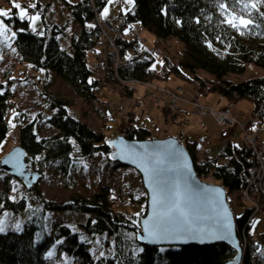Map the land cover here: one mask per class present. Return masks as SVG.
Returning <instances> with one entry per match:
<instances>
[{"label":"trees","instance_id":"obj_1","mask_svg":"<svg viewBox=\"0 0 264 264\" xmlns=\"http://www.w3.org/2000/svg\"><path fill=\"white\" fill-rule=\"evenodd\" d=\"M2 1L8 3L9 0ZM62 1L81 29L78 39L71 40V53L59 46L56 34L61 31L58 25L47 24L44 20L45 12L51 8L49 2L37 4L32 10L42 13L43 35L31 28L27 17L20 19L13 6L10 18H1L13 27L16 51L33 69L52 71L68 82L83 99L92 101L99 88V79L88 66L86 54L94 49L93 39L97 38L98 30L91 28L89 21L110 0ZM244 2H255L257 8L243 9L236 0H132L131 8L124 14L125 22L138 24L152 32L156 41L176 38L184 44L183 57L186 60L175 62L163 55L160 71H155L152 65L156 48H148L133 38L125 39L118 42L123 63L117 68L110 64L104 85L122 87L123 97L129 98L134 89L120 81L145 84L176 80L189 86L197 98L213 94L233 104L247 100L253 106L249 126H258L259 129L264 124V76L243 82L226 79L229 74H242L246 64L264 69V3L259 0ZM221 4L226 5V9H222ZM229 14L244 16L251 23L246 28H233L226 22ZM11 99L10 91L0 93V143L8 134L13 107ZM68 106L69 102L61 98L50 104L54 114L48 118V123L59 134L53 138H39L35 122L19 127L18 144L26 153L25 162L31 171L38 164L50 160L57 172L64 175L76 161L89 159L95 154L108 157L111 154L112 147L106 143L103 133L95 132L70 117ZM17 116L15 113L13 118L17 119ZM123 137L132 141L153 139L150 130L135 126L134 120L126 125ZM179 142L190 155L201 181L211 174L226 195L238 193L245 186L255 162L252 150L228 142L218 153L211 154L200 150L197 140ZM113 206L110 193L105 188L94 194L91 200L75 199L64 204L49 203L38 197L33 208H28L24 199L15 201L9 198L8 193L0 191V214L3 211L23 213L21 231L0 232V264H56L47 257V252L60 240L65 241L61 250L79 264H163V260L169 264H224L235 256L233 249L223 243L181 247L141 245L136 239L137 228ZM48 211L81 213L87 216V220L80 230L74 232L68 225H56L48 232L44 224ZM242 212L239 217L234 216L239 242L241 232L249 241L241 264H264V233L258 235L262 241L259 251L253 237L248 235L251 209L245 208ZM144 215L145 209L139 213L141 217ZM96 237L102 251L94 260L90 248Z\"/></svg>","mask_w":264,"mask_h":264},{"label":"rangeland","instance_id":"obj_2","mask_svg":"<svg viewBox=\"0 0 264 264\" xmlns=\"http://www.w3.org/2000/svg\"><path fill=\"white\" fill-rule=\"evenodd\" d=\"M9 1L7 3L0 0V9L8 10L10 13L13 0L10 3ZM38 1L15 0V3H19L27 9V18L31 28L39 35H43L45 28L41 18L42 13L32 11L35 7H31L33 4L37 5ZM46 1L48 0H42V3ZM71 1L76 2L78 0ZM49 3L51 8L45 12L44 20L47 24L58 25L61 31L56 34L59 46L71 53V40L73 38L78 39L81 29L69 14L63 1L53 0L52 2L51 0ZM131 6L132 2L129 3L128 0L123 2L110 0L106 7L98 13L97 18L102 24L119 19ZM105 9L108 10L106 16L104 15ZM16 10L19 15V10ZM34 16L38 19L33 23L31 17ZM0 19L2 18L0 17ZM5 25L7 31L0 35V93L7 90L11 92L13 107L8 134L0 143V160L19 146L18 130L26 123L35 122L39 138H53L59 135L58 131L48 123V118L54 114L50 110V104L58 98L69 102L67 112L70 117L76 118L95 132H102L106 143L123 135L126 125L134 120L135 126L150 130L153 139L175 138L183 143L184 139L181 138L185 137L189 141L197 140L200 150H209L215 154L221 150L229 138L233 139L237 146L244 145L243 131L246 127L255 134L258 154L264 158V124L259 127V131L257 126H249V114L253 108L251 102L241 100L233 104L223 99L214 101L217 96L213 94L197 98L189 86H185L176 80L170 85L159 81H150L145 84H139L135 81H120L128 88L134 89L131 91L133 94L131 97H123L122 87L104 85L106 69L108 70L110 64L117 68L122 62L119 52L116 54L105 43L107 37L104 35L101 38H96L94 49L87 51L86 54L88 66L93 70L95 77L99 79V88L95 92L94 99L96 100H85L75 92L68 82L56 76L52 71L33 69L28 61L16 51L13 27L6 23ZM89 26L91 25L89 24ZM134 26L138 27L137 35L143 39L142 44L148 48L153 46L156 48L155 62L152 65L155 71H160L163 55H167L175 62L186 60L183 57L184 44L176 38L171 37L164 41H156L152 32L137 24ZM200 76L204 77L202 73ZM262 76H264L263 68L254 64H246L242 74H229L226 79L232 82H243L250 78ZM165 90H169L179 97L169 95ZM175 101H178L177 106L183 103L191 107V117L189 116L185 121H179L176 118L179 110L172 111L169 108ZM196 104H202L205 107H199L196 112ZM221 108L232 109L238 123L230 126L219 125L215 118ZM144 109H147L148 113L142 116ZM213 111H215L214 117L212 116ZM15 113L18 114L17 119L13 118ZM140 116L141 118H139ZM22 118L23 120H21ZM204 122L207 128H205ZM93 157L76 161L69 172L64 175L57 172L55 165L50 160L38 164L33 172H38L41 178L35 188H27L20 180L10 177L0 170V191L8 193L9 198L15 201L24 199L26 206L33 208L37 205L38 197L49 203L64 204L75 199L91 200L94 194L105 188L110 193V200L114 203L113 207L123 213L132 226L139 229V220L144 216L141 217L137 214L144 209L146 212V192L142 186L140 175L132 168L120 167L103 154H95ZM201 182L221 187L211 174L203 178ZM259 185L264 191V186ZM131 197H133V201H130ZM226 201L233 217H239L245 208L251 209L252 222L248 235L253 237L255 243L257 240L259 241L258 235L264 233V195L262 193L260 195L246 194L245 191H239L238 193L227 194ZM22 216V212L3 211L0 214V227L4 229L2 232L21 231ZM44 220L48 232H51L56 225H68L74 232L80 230L81 226L86 223L87 216L72 211H48L45 213ZM241 234L243 238V232ZM245 239L247 244L249 241L246 237ZM92 242L90 252L95 260L102 250L99 247L100 241L97 240V237ZM64 244V240L57 242L47 252V257L56 264H79L61 250V246ZM163 264L169 263L167 260H163Z\"/></svg>","mask_w":264,"mask_h":264},{"label":"water","instance_id":"obj_3","mask_svg":"<svg viewBox=\"0 0 264 264\" xmlns=\"http://www.w3.org/2000/svg\"><path fill=\"white\" fill-rule=\"evenodd\" d=\"M108 144L112 147L110 158L121 167L134 169L140 175L146 192V212L139 220V229L136 231L139 244L152 247H181L223 243L235 252V256L224 264H241L242 251L224 188L200 181L190 155L178 140L166 138L132 141L119 136ZM25 157L26 153L20 146L14 148L0 160V170L20 180L27 188H35L41 175L28 169ZM152 169L158 171V178L165 187L173 191L178 189L184 195L193 226L200 230L196 238L184 237L154 243L146 237L144 222L150 220L153 215ZM226 225H230V228Z\"/></svg>","mask_w":264,"mask_h":264},{"label":"snow or ice","instance_id":"obj_4","mask_svg":"<svg viewBox=\"0 0 264 264\" xmlns=\"http://www.w3.org/2000/svg\"><path fill=\"white\" fill-rule=\"evenodd\" d=\"M129 3L132 0H128ZM237 3L242 5L243 9H256L257 3H246L244 0H236ZM260 3H264V0H259ZM13 7L19 10L20 19H24L28 16V11L22 7L19 3H15L13 0ZM36 7V5H31ZM222 9H226V5L221 4ZM107 9H105L104 15H107ZM0 17L10 18L8 10L0 9ZM34 23L38 17H31ZM226 22L233 28L247 27L251 21L245 19L244 16H236L229 14V18ZM91 27V26H90ZM7 31V26L3 19H0V35H3ZM147 171V169H146ZM153 178V215L150 220L144 222V232L146 237L152 242H160L167 240H178L184 237L196 238L200 233L199 229H195L193 226V220L191 213L186 208V200L184 195L177 190H169L165 187L158 178V171L152 169ZM139 215V214H137ZM230 228V225H226ZM4 231L3 227H0V232ZM222 238V237H215ZM163 251V249H161ZM51 255V253H49Z\"/></svg>","mask_w":264,"mask_h":264},{"label":"built area","instance_id":"obj_5","mask_svg":"<svg viewBox=\"0 0 264 264\" xmlns=\"http://www.w3.org/2000/svg\"><path fill=\"white\" fill-rule=\"evenodd\" d=\"M123 1V0H120ZM124 16L120 17L119 19H114L113 21L104 22V24L99 21L97 16H93V18L90 20L91 25L98 30V37H107V41L105 43L108 45V47L112 48L115 53L117 54L120 50V46L118 45V42L125 40V39H137L140 43H142L143 39L138 37V27L130 24L124 25ZM106 27V28H105ZM93 42L96 43V38L93 39ZM120 56V52H119ZM121 58V56H120ZM121 64L123 63V58H121ZM120 64V65H121ZM167 94L172 96H177L176 94L171 93L169 90H165ZM96 100V99H94ZM178 101H175L172 106L169 108L172 111H177L178 106L176 104ZM195 111L199 109V107H205L202 104H196ZM207 106V105H206ZM207 114V113H206ZM215 111H213L212 116L214 117ZM215 120L219 123V125L222 126H230L234 125L235 123H238L235 120V117L232 113V109L230 108H221L216 115ZM244 125V124H242ZM204 127V125H202ZM255 134L252 133L248 128L245 127V130L243 131V137H244V146L249 148L253 151L255 162L253 167L250 169V176L246 181L245 186L242 188L240 192L245 191L246 194L254 193L255 195H260L261 193L264 195L263 188L259 185L262 184L264 186V161L263 157L258 154V150L256 147L255 142ZM260 153V152H259ZM263 158V159H262ZM242 236V234H241ZM242 241V247H243V253H245L247 244L245 237H241ZM257 244H261V241L257 240Z\"/></svg>","mask_w":264,"mask_h":264},{"label":"crops","instance_id":"obj_6","mask_svg":"<svg viewBox=\"0 0 264 264\" xmlns=\"http://www.w3.org/2000/svg\"><path fill=\"white\" fill-rule=\"evenodd\" d=\"M49 1H51V0H48V1H46L45 3H42V0H39L38 1V3L37 4H40V5H45V4H47ZM62 1V0H61ZM68 1V0H67ZM70 2H73V1H71V0H69ZM52 2H53V0H52ZM51 7V6H50ZM172 82L173 81H169V82H166V85H170V84H172ZM218 98L217 97H215L214 98V101H216ZM178 113L176 114L177 116H176V118L177 119H179V121L181 120V121H185V120H187V118L190 116L191 117V107H188V105H186V104H183V103H180L179 104V106H178ZM109 112V111H108ZM147 109H144V114L145 115H147ZM144 116V115H143ZM207 119H209V118H207ZM204 125H205V122H204ZM258 127V126H257ZM205 128H207V126L205 125ZM259 130V129H258ZM231 136H232V134H231ZM184 139H187L188 140V138H185V137H183ZM182 139V138H181ZM232 143V144H234V145H236L235 144V142L233 141V139H230L229 138V140H227V142L226 143H224V145L225 144H227V143ZM237 146V145H236ZM223 148V147H222ZM221 148V149H222ZM202 150V149H201ZM204 151V150H203ZM207 151H209V150H207ZM209 152H211V151H209ZM218 153V152H217ZM211 154H213L212 152H211Z\"/></svg>","mask_w":264,"mask_h":264}]
</instances>
